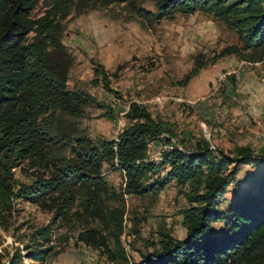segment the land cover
Here are the masks:
<instances>
[{"label": "trees", "instance_id": "trees-1", "mask_svg": "<svg viewBox=\"0 0 264 264\" xmlns=\"http://www.w3.org/2000/svg\"><path fill=\"white\" fill-rule=\"evenodd\" d=\"M152 1L156 19L201 11L233 30L240 45L221 49L212 60L233 54L250 63L264 62V0ZM35 3L0 0V226L8 228L13 205L21 199L52 210L53 220L82 219L78 240L108 260L124 263V195L156 194L174 181L180 187L192 184L185 194L188 206L181 210L186 236L178 239L161 231L158 247L153 244L135 264H264V153L236 146L229 156L200 137L185 143L135 101L126 112L129 124L116 139H92L73 122L102 102L87 91L68 88L72 59L61 40L62 21L74 0H50L44 13L33 18ZM205 64L197 60L185 80ZM98 71L105 82L106 73ZM153 141L162 143L157 162L148 154ZM24 161L34 168V180L16 187L14 169ZM104 163L123 171L119 192L105 179ZM245 165L259 166L263 173L254 177L251 190L220 211L227 185ZM218 221L224 227L213 231ZM49 229L38 232L46 234V241ZM40 243L26 245L24 256L42 260L50 246ZM22 257L16 248L6 264Z\"/></svg>", "mask_w": 264, "mask_h": 264}, {"label": "rangeland", "instance_id": "rangeland-1", "mask_svg": "<svg viewBox=\"0 0 264 264\" xmlns=\"http://www.w3.org/2000/svg\"><path fill=\"white\" fill-rule=\"evenodd\" d=\"M49 2L36 0L31 16H41ZM156 14L152 0L119 4L74 0L62 21L61 40L72 59L67 86L87 91L103 104L87 108L86 116L73 122L75 127L94 140L116 139L129 124L126 112L135 101L185 143L200 137L229 156L236 146L264 153V62L250 63L233 54L212 60L221 49L240 44L236 33L211 13L176 12L159 19L154 18ZM200 59L206 64L186 81ZM100 68L107 75L105 82L100 81ZM161 148L160 141L150 143L148 154L153 161L160 160ZM102 172L119 192L123 171L104 163ZM262 173L259 166H242L227 185L219 210L251 190L254 177ZM13 178L16 187L31 183L34 168L24 161L14 169ZM191 188L192 184L180 187L171 181L156 194L124 195V263L110 261L78 240L85 224L82 219L53 220L52 210L19 199L8 228L0 226V264H6L16 248L23 255L16 264H135L153 244L158 247L161 231L185 238L181 210L188 206L185 194ZM46 226L50 227L48 241L45 233H38ZM223 227L224 222L218 221L212 230ZM37 242L50 246L45 257L24 256L25 246L34 247Z\"/></svg>", "mask_w": 264, "mask_h": 264}]
</instances>
